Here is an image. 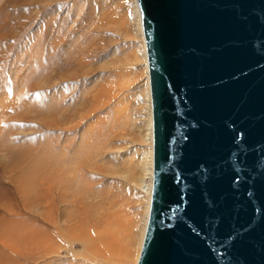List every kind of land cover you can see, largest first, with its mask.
<instances>
[{
    "label": "rangeland",
    "instance_id": "1",
    "mask_svg": "<svg viewBox=\"0 0 264 264\" xmlns=\"http://www.w3.org/2000/svg\"><path fill=\"white\" fill-rule=\"evenodd\" d=\"M149 96L136 0H0V264H132Z\"/></svg>",
    "mask_w": 264,
    "mask_h": 264
},
{
    "label": "water",
    "instance_id": "2",
    "mask_svg": "<svg viewBox=\"0 0 264 264\" xmlns=\"http://www.w3.org/2000/svg\"><path fill=\"white\" fill-rule=\"evenodd\" d=\"M152 180L136 264H264V0H136Z\"/></svg>",
    "mask_w": 264,
    "mask_h": 264
},
{
    "label": "bare ground",
    "instance_id": "3",
    "mask_svg": "<svg viewBox=\"0 0 264 264\" xmlns=\"http://www.w3.org/2000/svg\"><path fill=\"white\" fill-rule=\"evenodd\" d=\"M142 30V29H141ZM150 98V96H149ZM150 102V99H149ZM149 142H150V156H149V162H148V167H147V175H148V180L146 181L145 179L142 180V188L144 189V192L146 193V200H147V205H146V213H145V217H144V227H143V235H144V230H145V225H146V221H147V214H148V207H149V200H150V192H151V180H152V130H151V121H150V133H149ZM46 214L45 217L48 220V218H51V211L47 209H45ZM51 220V219H50ZM143 240V237H142ZM142 243V242H141ZM141 247V244H140ZM139 255V254H138ZM136 258V257H135ZM133 259L132 264H136L137 262V258Z\"/></svg>",
    "mask_w": 264,
    "mask_h": 264
}]
</instances>
